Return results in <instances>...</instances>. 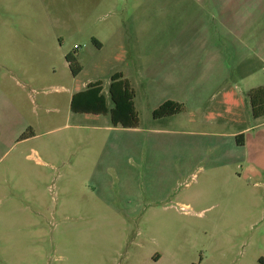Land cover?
Returning <instances> with one entry per match:
<instances>
[{
  "label": "rangeland",
  "instance_id": "obj_1",
  "mask_svg": "<svg viewBox=\"0 0 264 264\" xmlns=\"http://www.w3.org/2000/svg\"><path fill=\"white\" fill-rule=\"evenodd\" d=\"M160 2L0 0V264H264L262 147L238 146L232 125L219 136L194 127L205 113L157 122L144 99L143 67L201 63L211 45L229 67L216 92L245 88L232 46L212 6ZM187 44L194 51L170 48ZM195 70L204 87L222 71ZM116 72L133 76L138 127L71 111L72 90L100 80L109 97Z\"/></svg>",
  "mask_w": 264,
  "mask_h": 264
},
{
  "label": "crops",
  "instance_id": "obj_2",
  "mask_svg": "<svg viewBox=\"0 0 264 264\" xmlns=\"http://www.w3.org/2000/svg\"><path fill=\"white\" fill-rule=\"evenodd\" d=\"M173 1H177L178 4L182 3L186 5L189 10L192 9L195 11L196 9L198 12L204 11L205 5L212 6V10L215 11L222 22L223 30L220 31V36L222 39H224L222 42L228 43L232 46L230 50H232L234 53L233 65L236 73L238 72L237 75H239L237 80L246 86L243 88V86L239 85V83H224L223 88H220V90L216 92V89L219 88L223 82L228 80L229 71L227 72V68L229 67L226 65L227 63L225 61L218 59L220 57L219 52L221 48L215 47L214 45H211L209 50H207V46L203 47L208 52V55L205 58V61L201 63L193 61L192 58H190L189 61L186 59L180 61L171 60L169 62H161L157 60L152 62L150 65L143 67V73L147 75L148 83H150L146 87L144 99L150 105L152 114L153 111L165 101L173 100L183 103L186 108L185 111H183L185 112L186 117H184L185 120L177 118L176 116L179 114L161 118L152 117L157 122L168 121L165 125L176 122L174 124L181 123L183 126H188L191 124L194 125V123H196V113H205L203 117L199 118L198 122H200V125L196 123L194 127H200L201 131L203 132L210 133L213 136H215V134H217L216 136H219L226 133L225 127L231 125L234 126V132H231L233 133L232 135H235L236 137L238 134L244 133L245 136L244 145H237L248 147L252 144V146H254L253 148L257 149L262 147L261 153L257 157V162L264 163V141L254 142L252 138V135L256 134L258 131L264 130V116L254 118L252 112H249L248 115V102L250 101L248 98V93L252 89H255L259 86H264V82L250 84L252 82L254 83L259 81L256 76H260V71L264 70V0ZM156 2H159L158 4L161 3L160 0H154V4H156ZM207 35L208 33L205 35L206 44ZM99 44L101 46L100 42ZM217 46L222 47V44H218ZM170 48L176 53L194 51L193 46L188 44L185 47L172 46ZM160 49V46H154V52L158 53ZM67 64L69 66L68 62ZM142 66H145V63H143ZM200 67H203V69L208 68L209 70L207 74H213L216 72V70L219 71V69H222L221 73H218L219 77L217 84L210 87H204V84H206L204 72L203 76H198L200 71L196 72L195 70L200 69ZM179 68H184L186 71H179ZM120 73H122L123 78L127 79L132 88L135 90L136 84L133 82V76L125 72ZM139 74L140 72L137 70L136 76L138 80L141 81L142 79L140 78ZM78 75L75 77H78ZM234 81H236V78L233 80V82ZM84 89L77 88L72 90L71 100L75 93ZM106 98L108 105L111 107L113 104L111 100V103H109L110 98L107 96ZM215 104H217L216 107L214 106ZM135 107L137 109L136 101ZM213 107L217 109V116L214 113L209 112ZM222 108L224 110L221 111ZM223 111H227L228 115L225 116ZM73 113L79 114L76 112ZM94 115L98 116L101 114ZM106 116L110 117V115ZM250 116L254 118V123H251L249 118ZM178 120H180V122H178ZM158 127L160 128L155 129L161 131L167 126H162L164 128H161V126ZM253 151H255V149H253ZM254 155L257 156V153L255 152Z\"/></svg>",
  "mask_w": 264,
  "mask_h": 264
},
{
  "label": "trees",
  "instance_id": "obj_3",
  "mask_svg": "<svg viewBox=\"0 0 264 264\" xmlns=\"http://www.w3.org/2000/svg\"><path fill=\"white\" fill-rule=\"evenodd\" d=\"M94 41L100 46L99 42ZM66 60L74 76L78 75L82 66L77 60L76 55L68 54ZM135 90L127 79L123 78L122 73H114L111 77L109 86V98L112 106L108 105L107 98L103 93V82L96 81L90 83L86 89L75 93L71 100V110L76 113H91L110 115L113 126L125 128H136L139 126L140 117L135 107ZM251 111L254 118L264 116V86L252 89L248 93ZM185 105L173 100L165 101L153 111L154 118H161L182 113ZM238 145H244V133L236 136Z\"/></svg>",
  "mask_w": 264,
  "mask_h": 264
}]
</instances>
